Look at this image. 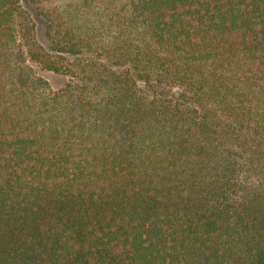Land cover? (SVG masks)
Wrapping results in <instances>:
<instances>
[{
  "label": "trees",
  "instance_id": "1",
  "mask_svg": "<svg viewBox=\"0 0 264 264\" xmlns=\"http://www.w3.org/2000/svg\"><path fill=\"white\" fill-rule=\"evenodd\" d=\"M26 2L0 0V264H264V0Z\"/></svg>",
  "mask_w": 264,
  "mask_h": 264
},
{
  "label": "rangeland",
  "instance_id": "2",
  "mask_svg": "<svg viewBox=\"0 0 264 264\" xmlns=\"http://www.w3.org/2000/svg\"><path fill=\"white\" fill-rule=\"evenodd\" d=\"M21 2L25 8L31 10V8H30L29 4L26 2V0H21ZM33 17H34V20L36 21V24L38 25L39 38L42 39L41 26L39 23V19L35 15H33ZM34 68H35L36 73L39 76H41L42 78L47 80V82L49 83L52 90L58 89L66 81V77H64V76L54 74L51 71L39 70L35 66H34Z\"/></svg>",
  "mask_w": 264,
  "mask_h": 264
}]
</instances>
